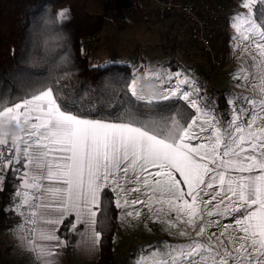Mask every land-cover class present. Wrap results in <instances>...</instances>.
<instances>
[{"label":"snow or ice","instance_id":"6c2138e0","mask_svg":"<svg viewBox=\"0 0 264 264\" xmlns=\"http://www.w3.org/2000/svg\"><path fill=\"white\" fill-rule=\"evenodd\" d=\"M239 8L234 50L245 45L250 63L233 77L248 94L228 98L227 115L194 77L152 64L109 83L112 99L99 90L95 102L67 98L68 70L23 95L0 94V191L10 172L6 211L19 217L15 235L36 264H60L64 233L94 253L113 215H146L182 241L136 264H264V0ZM67 12L45 22L57 36ZM173 99L183 105L159 104Z\"/></svg>","mask_w":264,"mask_h":264},{"label":"trees","instance_id":"16d2710c","mask_svg":"<svg viewBox=\"0 0 264 264\" xmlns=\"http://www.w3.org/2000/svg\"><path fill=\"white\" fill-rule=\"evenodd\" d=\"M88 0H0V94L4 96L23 95L37 79L43 80L50 73L62 74L70 71L67 79L61 81V91L69 99L95 102L96 92L112 99L109 83L118 87L131 78L127 62L108 61L94 63L88 59L89 48L83 42L90 34L100 32L105 20L100 12L87 8ZM60 9H67L68 19L57 34L46 25V20ZM227 32L221 38L226 43ZM67 57V63L62 62ZM182 101H160V106ZM16 181L9 172L0 191V227L8 225L10 217L4 203L13 198ZM118 225L115 215L109 229L103 233L99 254L94 264H116L112 249V238ZM0 251V258H2Z\"/></svg>","mask_w":264,"mask_h":264},{"label":"crops","instance_id":"0c3cea01","mask_svg":"<svg viewBox=\"0 0 264 264\" xmlns=\"http://www.w3.org/2000/svg\"><path fill=\"white\" fill-rule=\"evenodd\" d=\"M123 0H92V6L90 7L92 12H106L108 14L112 13V10H117ZM169 20H158L151 18L148 21H142L139 18H135V23L133 24H121L119 26H109L106 28L105 32L101 33L99 39L93 44L91 50L92 59L91 62L99 63L104 60H108V56L102 53V49L105 47L113 46L118 42L121 43L124 41L122 39L123 32L128 31L130 36L127 38L126 42L128 43L129 51L122 53L118 52L115 55L116 58L123 59V62L128 61L126 59L129 55L132 54V44L136 39L140 41H149V36H155L157 41H160L162 45L163 42L169 39L171 42L174 40L173 33L170 31L166 37L160 35L162 32L161 24H169L173 26V17L169 16ZM228 20V18H227ZM226 20V21H227ZM159 21L160 28H156L155 24ZM163 24V25H164ZM227 26V22H226ZM172 28V27H171ZM226 29V28H225ZM173 30V28H172ZM174 42V41H173ZM175 43V42H174ZM221 45V59L222 65L218 69H214L209 64H204L200 69L199 77L196 79L198 82L204 80V77L207 76L204 72L210 70L208 73V78H206L207 86L214 89L217 92V96L208 97V99L214 100L218 105V111L227 115L229 109L226 103V100L230 98L233 94L243 93L248 94L245 87H237V84L241 83L234 79L233 74L245 63L248 61V55L244 52L243 49L237 52L235 58V64L232 65L231 56H228L227 43H223L222 38L220 39ZM164 51L167 53V50L164 49L158 50H148V51H139L138 57L140 58V63L144 65L152 64L155 65V62L149 57H155L157 55H162ZM227 54V55H226ZM180 55V54H179ZM199 58L202 59V55L198 54ZM125 58V59H124ZM108 62V61H107ZM250 63V61H248ZM174 68L175 67L174 65ZM190 70V69H189ZM191 72V71H190ZM192 73V72H191ZM197 74V73H194ZM211 74L217 76V80L224 81L223 83H217L214 78L209 79ZM210 83V84H208ZM149 91V90H148ZM206 91V90H205ZM204 91V92H205ZM211 90H209L210 92ZM206 93V92H205ZM220 93V94H219ZM15 191V189H14ZM14 193V192H13ZM14 203V198L6 201L4 203V208L10 209ZM7 214L13 219L8 225L0 227V251L2 252V258H0V264H36V261L33 255L25 251L19 243L17 236L15 235L14 228L19 222V217H17L11 211H6ZM118 225L115 227L112 238V249L113 254L116 258L124 259L127 257L126 254L129 250L136 253V257L140 256L142 252L147 254L150 251H153L156 247L160 246L162 242L167 241L169 243H179L182 242L173 232L172 235H169L168 232L164 230V225L160 223H154L149 218L144 215L140 219L126 218L124 222L117 220ZM225 223L229 221H224ZM215 231V229H212ZM64 239L67 241V246L61 250L59 256L60 264H94L98 254L99 247L94 253H86L82 246H77V241L79 237L72 233H64ZM151 246V247H150ZM138 249V250H137ZM126 256V257H125ZM136 261V260H135Z\"/></svg>","mask_w":264,"mask_h":264},{"label":"built area","instance_id":"2783aa9c","mask_svg":"<svg viewBox=\"0 0 264 264\" xmlns=\"http://www.w3.org/2000/svg\"><path fill=\"white\" fill-rule=\"evenodd\" d=\"M227 6L224 0H123L111 14L101 12L105 20L103 29L98 34L88 35L83 45L88 47L96 42L109 26L135 23L136 17L148 21L172 16L173 26L164 24L161 31L164 34L172 31L178 51L190 71L198 73L204 64L219 68L222 65L220 39L226 28ZM198 54L203 58L200 59ZM127 255H132L130 250Z\"/></svg>","mask_w":264,"mask_h":264},{"label":"rangeland","instance_id":"374dc122","mask_svg":"<svg viewBox=\"0 0 264 264\" xmlns=\"http://www.w3.org/2000/svg\"><path fill=\"white\" fill-rule=\"evenodd\" d=\"M226 3H227V10H226V20L228 18V20L226 21L227 22V26H226V29H225V32H227V38H226V43H227V49H228V56H231V59H232V62L231 64L234 65L235 64V58H236V55H237V52L240 51L241 49H244L245 45H242L239 49H235L234 50V44L236 43L232 37L234 35V30L233 28L231 27V19L233 17V15L239 11H243V9L239 8V2L240 0H224ZM92 6V0H88L87 1V8L88 10L91 11L90 7ZM93 7V6H92ZM169 16H165L163 18H159L158 20H169ZM0 23H4L3 21V18L0 16ZM160 22L157 21V24H155V27L156 28H160ZM164 24V23H163ZM163 24H161L163 26ZM161 34L160 35H163L166 37L167 34H164L162 32H160ZM95 34H98V33H95ZM130 36V34L128 33V31H124L123 32V36H122V39L124 41H122L121 43H117V44H114L113 46H110V47H105L102 49V53L106 54V56H108V60H104L102 62H99V63H106L107 61H117V62H123V59H120V58H116L115 55L118 54V52H122V53H125L127 51H129V48H128V43L126 42L127 38ZM149 41H140L139 39H136L134 41V43L132 44V49H131V52L132 54L129 55L126 59H128V61H126L129 65V68L131 70V72L133 71V66H142L143 64L140 63V58L138 57V52L139 51H148V50H153V49H158V50H161V49H164L165 51L167 50V53H165L164 51L162 55H157L155 57H149L150 59H152L154 62H155V65L154 66H163L165 68H168L170 69L171 71H183L185 72L186 74H189L190 76L194 77L195 79H197L199 77V72L200 70L198 71L197 74H194V73H191L190 70H189V67L188 65L186 64V61L184 60L183 56L179 53L178 51V44L177 43H174L173 41L171 42V40L169 39L168 41L166 40L165 42H163L162 45L160 41H157L155 36H149ZM223 41V39H222ZM95 42L91 43L88 47H85V48H89V52H88V59L89 61L91 62V59H92V54H91V50L93 48V44ZM180 54V55H179ZM227 55V54H226ZM125 59V58H124ZM174 65L175 67L177 68H174ZM203 67V66H202ZM201 67V68H202ZM200 68V69H201ZM214 69H218V68H214ZM141 73L143 72V67H141ZM207 76L204 77V80H202L201 82H198V84L200 85V87L202 88V92L203 94L208 98V97H212V96H217V92H215L214 89H211V87H208L206 84H207V81H206V78H208V73L210 74V70L208 72H204ZM215 77V78H214ZM214 78V80L216 81L217 79V76H214V74L209 77L210 80H212ZM217 83H223L224 84V81H220L219 79L216 81ZM210 84V83H208ZM149 92L151 91V88L150 89H147L146 91ZM206 90V91H205ZM209 90H211L209 92ZM206 93H205V92ZM220 94V93H219ZM138 250V249H137ZM132 253V255H127V257L124 259V256L122 258H116V264L118 262H123V264L125 262H133V264H136V253L135 252H132V250H130V254ZM115 264V263H114Z\"/></svg>","mask_w":264,"mask_h":264},{"label":"clouds","instance_id":"9594fccd","mask_svg":"<svg viewBox=\"0 0 264 264\" xmlns=\"http://www.w3.org/2000/svg\"><path fill=\"white\" fill-rule=\"evenodd\" d=\"M149 89H150V87H149ZM14 131H18V130H14Z\"/></svg>","mask_w":264,"mask_h":264}]
</instances>
